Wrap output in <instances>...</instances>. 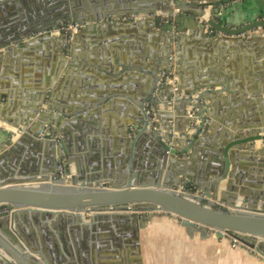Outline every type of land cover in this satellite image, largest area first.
<instances>
[{
    "label": "water",
    "instance_id": "1",
    "mask_svg": "<svg viewBox=\"0 0 264 264\" xmlns=\"http://www.w3.org/2000/svg\"><path fill=\"white\" fill-rule=\"evenodd\" d=\"M225 1L0 0V62L7 55H16V49L47 42L50 35L62 43L59 27L64 23L92 27L94 22L105 24L108 17L119 20L136 14L180 12L198 18L201 30L223 36L264 28V20L226 26L218 17V6ZM157 5L162 12L155 11ZM175 33H167L168 43L154 56L157 61L148 66L155 78L142 100L140 114L119 123L113 139L107 137V127L87 123L98 116L101 100L63 109L46 94L45 109L38 108L40 100L28 115L16 119L9 139L0 144V264H142L139 230L157 211L175 215L189 234L220 231L245 250H252L264 264V176L247 173L251 169L264 172L262 103L255 101L254 106L248 101L253 107L250 119L232 125L229 117L223 120L227 126L219 125L217 120L222 118L215 109L213 91L220 89H214L212 82L192 89L175 82L170 83L173 90L164 103L178 104L180 99L175 98L180 92L183 96L190 93L188 111L180 103L174 107L172 126H147L146 104L158 103L150 94L156 85L163 86L158 85L163 80L159 72L171 73L173 62L169 60L183 58L182 33ZM174 35L177 38L172 42ZM69 55L74 57V51ZM144 67L136 68L143 72ZM225 91L233 94L227 85ZM4 92L1 88L0 95ZM207 93L212 94L208 96L210 105L201 103ZM178 114L186 115L178 118ZM255 116L261 121L258 129L250 125ZM130 127L135 131L132 135ZM88 130H99L101 143L96 136L87 135ZM61 159L64 175L54 178ZM162 168L165 172L160 177ZM187 185L193 186L195 193L182 191ZM222 203L228 207L219 205ZM91 250L93 260L88 259ZM126 251L131 254L124 256Z\"/></svg>",
    "mask_w": 264,
    "mask_h": 264
},
{
    "label": "crops",
    "instance_id": "2",
    "mask_svg": "<svg viewBox=\"0 0 264 264\" xmlns=\"http://www.w3.org/2000/svg\"><path fill=\"white\" fill-rule=\"evenodd\" d=\"M218 7V17L228 27L264 20V0H226ZM174 13L165 26H159L156 15L137 14L119 20L108 17L105 24L94 22L92 27H87V23L78 24L66 41L62 33V43L50 35L52 38L47 42L21 51L16 49V55H7L0 62V91L1 88L5 91L0 95V144L9 139L11 126L16 119L28 115L32 105L41 100L38 108L45 109L46 94L52 97L53 104L63 109H72L78 102L87 104L101 100L98 116L90 117L87 123L93 127H107L106 135L113 139L119 123L133 120L140 114L142 100L155 78L148 66L157 61L154 56L168 43L165 37L168 32L182 33L183 37L180 49L183 58L175 60L173 56L169 60L173 62L171 74L176 84L192 89L212 82L214 89H220V92L213 91L217 99L215 109L220 111L218 117L222 118L217 120L219 125L227 126L223 120L229 117L233 119L232 125L236 120L250 119L253 109L250 100L254 106L260 101L264 108V28H254L239 36H223L210 29L201 30L199 19L190 14ZM206 35L212 36L206 39ZM176 38L174 35L172 42ZM171 47L174 49L173 44ZM72 50L74 57L69 55ZM142 64L145 66L143 72L136 68ZM123 65L129 68L122 70ZM226 85L233 94L225 91ZM172 90L170 84L156 85L150 94L158 101L154 106L158 107L156 125L159 129L172 126L175 105L182 103L184 111L189 109L187 95L190 93L183 96L180 92L174 97L180 99L178 104L165 105L164 100ZM211 95L207 93L201 103L210 105L208 96ZM220 98L225 101H219ZM152 104L154 101H149L146 106ZM221 107L227 109H219ZM255 109L259 116V107ZM181 115L186 114H178V118ZM258 116L250 120L253 129L261 127ZM36 118L37 114L31 120ZM86 134L96 136L98 143L103 140L99 130L97 133L88 130ZM255 145L257 147L258 142ZM164 172L162 168L160 177ZM247 173L264 176V172L252 169ZM138 239V258L142 264H257L252 250L231 247L229 237L216 236L207 230L189 234L177 217L163 211L150 214L139 230ZM92 253L89 251V260H93ZM130 254L129 251L123 253L124 256ZM260 263L263 264L261 260Z\"/></svg>",
    "mask_w": 264,
    "mask_h": 264
},
{
    "label": "built area",
    "instance_id": "3",
    "mask_svg": "<svg viewBox=\"0 0 264 264\" xmlns=\"http://www.w3.org/2000/svg\"><path fill=\"white\" fill-rule=\"evenodd\" d=\"M78 27V24H74V23H64L62 25H60L59 29L62 31V33L64 34V40L66 41L68 39V37L70 36V32H72L74 29H76ZM162 76H163V80L161 83H159L158 85H165V84H170V83H175V79L172 76L173 74L169 73V72H165V71H160L159 72ZM156 108L154 106V104L152 105H147L146 109H145V113H146V119H147V126L150 129L153 128H158V125H156V112H155ZM129 132L130 134H134V128L130 127L129 128ZM63 159L58 160L56 163V172L53 175L54 178H59L60 176H63ZM210 230V229H209ZM234 243V246H236L237 241L236 240H231Z\"/></svg>",
    "mask_w": 264,
    "mask_h": 264
},
{
    "label": "rangeland",
    "instance_id": "4",
    "mask_svg": "<svg viewBox=\"0 0 264 264\" xmlns=\"http://www.w3.org/2000/svg\"><path fill=\"white\" fill-rule=\"evenodd\" d=\"M174 14H175V13H172L171 16L174 15ZM156 16L166 17V16L163 15L162 13H158V14H156ZM168 16L170 17V15H168ZM182 191H184V192H189V193H195V189H193L192 186H190V185H187L186 189H183ZM243 199L245 200V199H246V196H244ZM213 202H214V203H217V201L215 202L214 200H213ZM219 205H224L225 207H228L227 204H225V203H222V204H219ZM166 213H167V212H166ZM89 215H90V212L84 214L85 218H89ZM208 232H213V230H208ZM213 233H214V232H213ZM220 236H222V235H220ZM230 244H231V247H236V246H234V243H233L232 241L230 242ZM237 246H238V245H237ZM257 259H258V258L256 257V259H255V260H256V263H257V264H261V263H260V260H257Z\"/></svg>",
    "mask_w": 264,
    "mask_h": 264
},
{
    "label": "bare ground",
    "instance_id": "5",
    "mask_svg": "<svg viewBox=\"0 0 264 264\" xmlns=\"http://www.w3.org/2000/svg\"><path fill=\"white\" fill-rule=\"evenodd\" d=\"M155 11H157V12H162V9L157 5V7L155 8ZM237 202H236V204L238 203H240V200H236ZM172 215V214H171ZM173 216H175V215H173ZM176 217V216H175ZM210 230H213V229H210ZM213 232L215 233V235L217 236V235H222L223 237H228L226 234H224V233H221L220 231H217V230H213ZM230 240H235V239H233V238H230ZM238 244H236V246L238 245V246H240L241 248H242V246L239 244V242H237ZM244 249V248H243ZM253 252V251H252Z\"/></svg>",
    "mask_w": 264,
    "mask_h": 264
},
{
    "label": "trees",
    "instance_id": "6",
    "mask_svg": "<svg viewBox=\"0 0 264 264\" xmlns=\"http://www.w3.org/2000/svg\"><path fill=\"white\" fill-rule=\"evenodd\" d=\"M155 19L157 21H159L158 22L159 26H165L166 24H169L170 21H171L170 17H160V16H156Z\"/></svg>",
    "mask_w": 264,
    "mask_h": 264
}]
</instances>
